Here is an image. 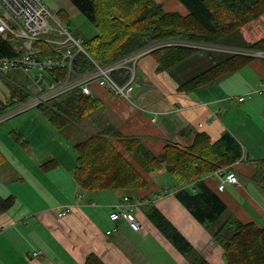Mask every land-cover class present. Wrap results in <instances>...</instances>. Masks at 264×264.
Here are the masks:
<instances>
[{"label":"crops","instance_id":"0c3cea01","mask_svg":"<svg viewBox=\"0 0 264 264\" xmlns=\"http://www.w3.org/2000/svg\"><path fill=\"white\" fill-rule=\"evenodd\" d=\"M156 1L167 11L187 14L178 0ZM58 11L79 13L71 2ZM74 32L81 38L80 31ZM49 36L64 39L56 33ZM67 46L74 48L70 43ZM187 78L177 77L171 70L158 72L155 59L147 54L136 63L129 98L92 83L91 96L101 101V107L89 117L91 134L114 126L123 135L138 137L159 155L168 143L190 146L198 132L213 141L230 133L242 147L241 159L228 167L236 172L240 183H225L223 191H218L219 171L204 175L203 180L239 220L264 226V184L261 175H256L264 174L258 167V160L264 158V61L255 58L215 83L190 92L179 89ZM16 120L14 129L6 133L0 129L4 145L0 149L4 152L11 146L12 150L10 162L5 158L0 165V196L13 195L16 200L0 214V264H84L90 253L104 264H190L143 213L141 207L149 202L207 264H225L220 245L175 198V181L166 180L168 174L161 171L151 177L143 173L148 184L130 193L83 190L73 177L74 154H69L62 140L49 137L53 129L40 113L36 110ZM29 126L31 132L26 138ZM8 133L21 136V141ZM44 133L49 137L47 143L38 138ZM52 158L57 167L43 169V163ZM124 194L141 201L135 214L143 227L134 231L121 221L115 232L106 234L113 226L108 213ZM63 209L66 215L58 217L57 212Z\"/></svg>","mask_w":264,"mask_h":264},{"label":"trees","instance_id":"16d2710c","mask_svg":"<svg viewBox=\"0 0 264 264\" xmlns=\"http://www.w3.org/2000/svg\"><path fill=\"white\" fill-rule=\"evenodd\" d=\"M69 1L98 31L81 37L83 48L96 63L104 66L148 44L164 41L165 44L151 52L158 72L172 70L196 54L199 50L191 43L213 45L224 38V41L238 45L236 40H242L245 26L255 19L264 18V0H178L187 14L167 11L156 0ZM65 17L68 19V15L61 11V21ZM72 36L80 38L76 34ZM227 38H233V41ZM11 39L0 36V58L23 53V49L12 45ZM175 41L186 42L177 44ZM36 42L41 56L54 57L59 52V47L47 39ZM245 48L250 53L228 54L219 62H213L189 76L179 89L190 92L248 65L258 57L253 53L264 54V35L252 38ZM259 58L264 61V56ZM73 67L83 72L91 69L93 63L80 53L75 56ZM65 75L66 68L44 72L45 79L50 81L63 80ZM25 76V82H22L18 80L20 76L15 77L12 72L0 73V83L6 86L3 89L5 95L0 94V117L15 112L39 92L36 86L31 89L32 78ZM126 76V69L111 72V77L120 83L126 80ZM100 107L98 98L73 90L34 108L52 128L62 130L89 117ZM12 137L22 139L17 134ZM71 149L75 156L73 177L81 189L130 193L148 184L143 173L153 177L163 171L175 181L172 187L175 198L223 249L225 264H264V226L239 220L203 180L204 175L230 167L241 159L242 147L230 133L225 132L213 141L206 133L198 132L190 146L168 143L161 154L155 155L138 137L123 135L118 128L108 126L73 143ZM4 160L0 149V165ZM57 165L52 158L42 167L51 170ZM258 167L264 169V158L258 160ZM256 175H261L260 180L264 184V174ZM15 201L13 195L0 196V214L9 210ZM141 209L190 264H207L153 203L149 202ZM84 264L104 263L90 253Z\"/></svg>","mask_w":264,"mask_h":264},{"label":"built area","instance_id":"2783aa9c","mask_svg":"<svg viewBox=\"0 0 264 264\" xmlns=\"http://www.w3.org/2000/svg\"><path fill=\"white\" fill-rule=\"evenodd\" d=\"M50 19H53L54 22ZM51 33L62 35L64 39L62 41L53 39L49 36ZM0 36L3 39L8 37L20 39L23 46V53L20 55L0 58V73L13 69L21 70L32 78L39 91L32 101L25 103L15 112L0 117V122L14 115V113L34 108L51 98L64 95L73 90L91 95L92 83H96L116 96L129 98L137 61L142 56L150 54L155 48L165 44L164 41L154 42L107 65H99L86 53L82 46V39L70 35L69 30L61 25L58 16L50 11L43 0H0ZM40 39H47L50 43L58 46V54L54 57L41 56L40 49L35 45L36 41ZM185 42L175 41L174 43ZM69 43L74 46L73 49L67 46ZM80 53L84 54L93 63L91 69L83 72L74 69L75 56ZM56 68H66L65 79L60 81L45 79L44 72ZM118 69L127 70V78L122 83L111 77V72ZM219 174L221 178L217 185L218 191H223L225 183L234 185L240 183L236 172L228 167L219 170ZM140 204L141 201L132 200L129 195L124 194L108 213V219L113 223V226L106 230V234L115 232L117 223L121 221L129 224L134 231H140L143 225L136 220L135 214ZM57 215L58 217L65 216L66 210H59ZM38 253L35 252L34 254Z\"/></svg>","mask_w":264,"mask_h":264},{"label":"rangeland","instance_id":"374dc122","mask_svg":"<svg viewBox=\"0 0 264 264\" xmlns=\"http://www.w3.org/2000/svg\"><path fill=\"white\" fill-rule=\"evenodd\" d=\"M44 3H45V1H44ZM46 3L45 4L48 5V7L52 11V13L57 15L59 18H60V12L58 10L60 8H64L65 6L67 7L70 5L69 0H48V1H46ZM263 19L264 18L255 19V20L249 22L245 26V28L243 30L244 33L242 34V38H241L242 40H236L238 42V45L228 43V42H227V44H225L224 40H223L224 38L221 39L220 41H218L216 44H213V45H202V44L192 43V45L195 46L196 49L199 51L196 54H194L193 56H191L190 58H187L179 66H176L175 68H173L171 70V72H173L174 75H177V77H189V76L195 75V74L199 73L200 71H202L203 69L209 67L213 62H219L220 60L224 59V57L230 53H250L248 51V49H246L245 47H248V45L250 44V41H252V38L257 39L259 36L264 35V20ZM61 22L64 25L63 27L68 28L72 32L73 35L76 34V32H74V30L80 31L81 37L82 36H91V35H94L98 32L97 29L95 28V26L92 23H90L89 21H87L86 18L80 13L73 14V15L69 13L68 19H66V17L62 18ZM245 30L248 32V34L246 33ZM227 39H232V41H233V38H227ZM11 40H12V45H14L17 49H21V50L23 49L22 48L23 47L22 41L20 39H17V38L13 39L12 38ZM243 50H246V51H243ZM254 55L258 56L256 58H258L259 60H262L261 58H259L260 56H264V54H261V53H254ZM219 56L223 57V58L220 59ZM177 68L180 69L181 71L179 72L177 70ZM8 72H12L15 77L20 76V78L18 80L25 82L24 78H26L25 75H27L25 72H23L21 70H10ZM28 78H31V77H28ZM30 80L33 83V85L31 83V89L34 90L35 89V83L32 79H30ZM22 82H21V84H22ZM23 85H24V83H23ZM29 87H30V85H29ZM5 88H6V86L5 85L3 86L0 83V94L5 95V91L3 90ZM35 95L36 94H33L32 97L28 100V102L32 101ZM35 109L36 108H31L27 111L17 113L16 115H13L12 117L4 120L3 122H0L1 131H4V133H6L8 130L14 129L15 125L17 123L16 119L18 117H28L31 114L36 113ZM97 112L98 111H96L95 113L97 114ZM89 117L83 118L78 123H73L69 126H66L62 130H56V129L52 128L47 123L51 127V129H53V132H51L49 137H51L52 139H56L58 142H60L62 140L63 146L68 150L69 154L72 156L73 152L69 148L70 144L72 145L73 143L84 139L89 134H91V131L93 130L92 129L93 126L90 124L91 121H90ZM28 121L29 122L31 121V117L29 118ZM29 128H31V127L30 126L27 127L26 130H28ZM30 132H31V130H28V134L26 133V135H25L26 138L29 137ZM49 137H48V135H46L44 133V135L42 134V136H39L38 138H43V141H46V143H47V140L49 139ZM11 138H13V137L11 136ZM2 143L3 142L0 141V146L4 147V145ZM114 144L117 145L115 142H114ZM36 150H37V148H36ZM57 150L58 149L55 148V152ZM11 153H12L11 146H9L7 149H4L3 154H4V157L6 158V160H8L7 162H10L9 156L11 155ZM166 177H167L166 180L171 179L170 176H169L170 178L167 175H166ZM160 182H166V181L164 179L163 180L161 179ZM124 229H128V228L124 227Z\"/></svg>","mask_w":264,"mask_h":264},{"label":"bare ground","instance_id":"6f19581e","mask_svg":"<svg viewBox=\"0 0 264 264\" xmlns=\"http://www.w3.org/2000/svg\"><path fill=\"white\" fill-rule=\"evenodd\" d=\"M37 43V42H36Z\"/></svg>","mask_w":264,"mask_h":264}]
</instances>
